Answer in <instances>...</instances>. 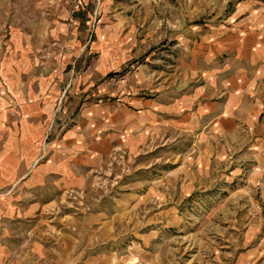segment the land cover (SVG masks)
Here are the masks:
<instances>
[{
    "label": "rangeland",
    "instance_id": "1",
    "mask_svg": "<svg viewBox=\"0 0 264 264\" xmlns=\"http://www.w3.org/2000/svg\"><path fill=\"white\" fill-rule=\"evenodd\" d=\"M110 6L111 16L92 17L87 34L86 12L74 17L76 36L85 35L87 45L60 76L51 58L36 66L52 67L53 79L47 95L34 98L52 104L49 111L30 115L46 128L33 146L34 165L57 151L69 173L43 207L49 238L65 235L75 245L65 264H264V71L254 80L259 66L250 65L264 59V44H255L253 33L223 32L248 17L231 19L235 4L222 0H111ZM97 25L107 31H93ZM100 61L106 70L96 73ZM201 76L209 87L199 101L215 108L205 111L209 141L201 162L196 151L191 164L186 156L167 158L163 149L133 159L120 139L95 164L62 145L86 104L161 94L169 105L183 88L195 90ZM217 118L219 135L211 131ZM190 139L177 137L178 154Z\"/></svg>",
    "mask_w": 264,
    "mask_h": 264
},
{
    "label": "crops",
    "instance_id": "2",
    "mask_svg": "<svg viewBox=\"0 0 264 264\" xmlns=\"http://www.w3.org/2000/svg\"><path fill=\"white\" fill-rule=\"evenodd\" d=\"M96 1L97 5L95 0H3L0 3V264H65L70 252L75 250L72 255L76 254L75 245L65 235L49 238L43 207L49 204L50 192L59 189L69 173L57 151L53 158L34 165L37 153L33 146L42 141L46 128L43 124L36 127L30 115L36 110L48 112L52 105L44 100L47 106H42L34 100L47 95L49 81L53 79L52 67L39 71L37 64H48L51 58L50 62L57 63L54 71L60 76L61 69L78 58L87 45L85 35L80 37L83 42L76 36L78 23L74 17L86 12L87 34L92 17L111 16V0ZM102 1V7L98 8ZM223 1L235 4L229 15L231 19L243 14L248 17L238 25H228L223 32L253 33L255 44L263 45L264 40L260 41L258 35L264 37L261 4L264 0ZM102 25L93 26V31L98 27L106 32ZM57 53L60 55L54 56ZM42 54L46 56L39 61ZM103 61L95 67L96 73L106 70ZM262 61L261 57L250 61V65L259 66L253 71L254 80L264 71ZM205 78H198L195 90L183 88L182 96H173L169 105L163 102L161 94L150 100L131 97L115 106L86 104L80 110L77 124L64 133L62 145L68 144L74 156L80 153L91 156L89 161L95 164L120 139V145L133 159L146 149V152L163 149L160 152L167 158L186 156L191 164L196 161L193 155L196 151L201 162L200 150L209 141L205 111L215 109L199 101L209 87L201 82ZM223 90L221 85L220 91ZM219 124L217 118L211 130L218 131V135L219 131L222 133ZM183 133L192 140L182 155L176 148L177 137ZM80 255L79 252L76 257Z\"/></svg>",
    "mask_w": 264,
    "mask_h": 264
}]
</instances>
